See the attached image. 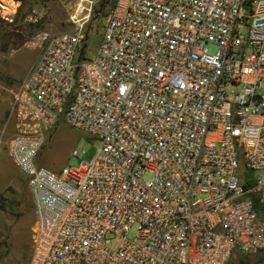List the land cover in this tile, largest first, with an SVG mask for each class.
I'll return each instance as SVG.
<instances>
[{"label": "built area", "instance_id": "obj_1", "mask_svg": "<svg viewBox=\"0 0 264 264\" xmlns=\"http://www.w3.org/2000/svg\"><path fill=\"white\" fill-rule=\"evenodd\" d=\"M86 39L48 36L12 90L8 154L32 197L30 264L262 252L264 0H115L93 58L80 56ZM59 120L96 139L91 161L39 163Z\"/></svg>", "mask_w": 264, "mask_h": 264}, {"label": "rangeland", "instance_id": "obj_2", "mask_svg": "<svg viewBox=\"0 0 264 264\" xmlns=\"http://www.w3.org/2000/svg\"><path fill=\"white\" fill-rule=\"evenodd\" d=\"M111 3L112 0H0V264H30L34 218L27 176L8 154V142L15 129L13 119H9L12 90L28 74L48 36L81 29L87 38L83 57H95ZM217 49L211 44L209 52ZM259 91L264 93V81ZM97 148L96 139L87 131L59 120L38 160L59 172L91 161ZM75 151L83 152L82 156L75 155ZM136 235L134 225L128 237L135 239ZM113 240L115 247L117 239ZM229 264H264V250L249 256L238 252Z\"/></svg>", "mask_w": 264, "mask_h": 264}, {"label": "trees", "instance_id": "obj_3", "mask_svg": "<svg viewBox=\"0 0 264 264\" xmlns=\"http://www.w3.org/2000/svg\"><path fill=\"white\" fill-rule=\"evenodd\" d=\"M114 2H115V0H112V5H111V7L114 5ZM86 46H87V43H85V45L82 47V49H81V53L83 54L82 55V57L84 56V53H85V49H86ZM238 252H235V254H237ZM234 254V255H235Z\"/></svg>", "mask_w": 264, "mask_h": 264}, {"label": "crops", "instance_id": "obj_4", "mask_svg": "<svg viewBox=\"0 0 264 264\" xmlns=\"http://www.w3.org/2000/svg\"><path fill=\"white\" fill-rule=\"evenodd\" d=\"M31 198H32V197H31ZM32 204H33V202H32ZM33 214H34V218H33V221H32V223H31V229H32L33 224H34V221H35V213H34V211H33ZM31 254H32V241H31Z\"/></svg>", "mask_w": 264, "mask_h": 264}]
</instances>
